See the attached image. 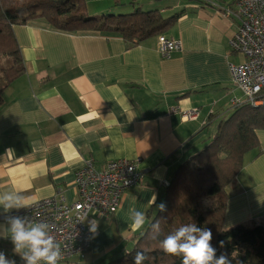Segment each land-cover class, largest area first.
Listing matches in <instances>:
<instances>
[{
	"label": "crops",
	"instance_id": "crops-1",
	"mask_svg": "<svg viewBox=\"0 0 264 264\" xmlns=\"http://www.w3.org/2000/svg\"><path fill=\"white\" fill-rule=\"evenodd\" d=\"M236 1L136 0L164 17L181 13L162 34L181 43L168 59L159 55L157 37L129 46L119 36L64 33L40 19L13 26L25 73L7 88L0 109V192L15 190L28 204L61 193L72 203L84 160L97 167L141 161L143 177L117 211L89 215L88 231L92 219L99 227L89 231L86 257L64 264H106L129 252L148 209H158L163 182L207 143V131L230 115L231 100L242 99L228 70L244 60L228 45L237 23L224 12ZM129 10L115 7V13ZM191 109H199L196 118L182 119ZM255 134L260 147L245 156L238 185L227 190L225 229L264 215V130ZM136 211L144 214L140 227ZM3 214L0 224L7 226ZM0 251L21 260L7 239Z\"/></svg>",
	"mask_w": 264,
	"mask_h": 264
},
{
	"label": "trees",
	"instance_id": "trees-1",
	"mask_svg": "<svg viewBox=\"0 0 264 264\" xmlns=\"http://www.w3.org/2000/svg\"><path fill=\"white\" fill-rule=\"evenodd\" d=\"M128 4L131 10L125 14L90 16L87 0H0V109L7 88L25 73L13 26L40 19L60 32H98L137 46L169 31L181 15L164 17L159 10L145 11L136 0ZM256 130H264V106L242 103L233 108L218 122L210 142L181 163L163 185L158 209L152 211L156 204L148 209L147 223L131 250L106 264H134L137 251L146 254L144 264H182L181 256L163 252L160 241L187 224L211 230L216 257L224 255L230 264H264V215L223 228L227 190L238 185L245 156L260 147Z\"/></svg>",
	"mask_w": 264,
	"mask_h": 264
},
{
	"label": "built area",
	"instance_id": "built-area-1",
	"mask_svg": "<svg viewBox=\"0 0 264 264\" xmlns=\"http://www.w3.org/2000/svg\"><path fill=\"white\" fill-rule=\"evenodd\" d=\"M234 7L224 9L225 15L237 23L228 45L231 52L244 60L228 65L232 82L242 93V99L231 100V109L242 103L264 106V0H237ZM157 42L163 59H168L181 48L180 41L164 35L158 36ZM198 112L199 109L183 112L182 119H195ZM140 162L139 158L119 159L97 167L93 159H86L83 168L76 173L75 201L66 203L57 195L34 202L29 209L25 207L4 213L1 220L7 223L10 215H20L29 223L45 222L49 225V234L61 247L59 264L74 257L82 259L90 249L86 226L89 215H111L117 210L122 196L138 186L143 177ZM163 183L167 185L166 181Z\"/></svg>",
	"mask_w": 264,
	"mask_h": 264
},
{
	"label": "clouds",
	"instance_id": "clouds-1",
	"mask_svg": "<svg viewBox=\"0 0 264 264\" xmlns=\"http://www.w3.org/2000/svg\"><path fill=\"white\" fill-rule=\"evenodd\" d=\"M28 205V199L15 190L0 192V214L11 210L22 209ZM161 203L159 208L165 210ZM144 214L136 211L134 226L140 227ZM99 221H88L89 231L97 232ZM158 228V226H155ZM49 225L45 222L29 223L26 217L10 215L7 226L0 224V240L7 239L12 244V250L21 258L22 264H59L62 258L61 247L49 234ZM212 232L195 224L179 227L173 234L160 241L164 253L181 256L182 264H230L224 255L216 257V249L211 244ZM223 243V242H221ZM147 259L143 251H137L134 264H144ZM0 264H16L14 259H8L0 251Z\"/></svg>",
	"mask_w": 264,
	"mask_h": 264
},
{
	"label": "rangeland",
	"instance_id": "rangeland-1",
	"mask_svg": "<svg viewBox=\"0 0 264 264\" xmlns=\"http://www.w3.org/2000/svg\"><path fill=\"white\" fill-rule=\"evenodd\" d=\"M128 1L129 0H125V2H123L122 0H111V4H110V0H87V3H88V5H87V13H88V15L90 14V16L91 15L100 16L102 14H107V13L114 14L113 12H115V7H123V5H126L127 7H129L130 5L128 4ZM120 2H121V4H120ZM144 10H146V9H144ZM119 12H122L120 14H125L126 12H129V11H119ZM213 126L214 127L211 129V132L210 131H207V138H209V139H207V143L210 142V138L214 134L215 128H216L217 125L215 126V124H213ZM84 161H83V166H84ZM83 166H82V168H83ZM75 179H76V176H75ZM75 186H76V184H75ZM124 195L122 196V198L124 197ZM58 196H59V198H63V194H61V193H59ZM53 197H55V196H53ZM50 198H52V197H50ZM46 199H48V198H46ZM43 200H45V199H43ZM120 203H121V200L118 202V205H120ZM31 204H33V203H29L26 207L30 206ZM31 207H28V209L31 208ZM103 216L108 217L110 215H103ZM5 224H7V223H5ZM86 226H87V222H86ZM88 238H89V248H90V246H91V233L90 232H89ZM69 249H71V246L69 247ZM87 253L84 254L83 257H81V258L84 259L86 257V255H87Z\"/></svg>",
	"mask_w": 264,
	"mask_h": 264
}]
</instances>
